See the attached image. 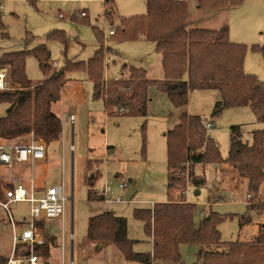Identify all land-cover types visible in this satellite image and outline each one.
Listing matches in <instances>:
<instances>
[{"label":"rangeland","instance_id":"rangeland-1","mask_svg":"<svg viewBox=\"0 0 264 264\" xmlns=\"http://www.w3.org/2000/svg\"><path fill=\"white\" fill-rule=\"evenodd\" d=\"M185 1L190 10L191 26L220 28L227 25L230 40L247 46L244 71L264 81V54L253 49V46L264 47V0H245L237 7L220 10L199 9L198 0ZM111 6L116 12L113 24L103 16L104 0H38L35 3L3 0L0 8V52L32 49L45 43L51 51L52 61L59 66L63 65L66 57L88 59L98 47L93 31V25H96L103 32L105 45L118 51V55L109 56L106 76L118 73L119 67L127 63L146 68L149 78H163L162 56L153 42L144 39L118 40L109 33L110 29L117 28L122 17L145 14L146 0H113ZM82 11L86 17L79 14ZM203 16L205 19L200 22ZM54 29L64 30L68 39L46 41V35ZM27 32L34 36L28 43ZM26 61L28 77L34 82L43 80L45 74L36 57L29 55ZM53 66L56 67L54 63ZM67 78L69 81L61 99L52 106V110L62 117V138L49 146L50 155L46 153L45 159L48 165L39 170L46 178L45 186L61 183L66 186L68 201L65 216L62 222L56 219L57 242L61 252L65 246V259L60 252L59 256L44 264H62V261L70 264L72 259L75 264H145L126 260L111 244L104 246L89 241V220L106 211L123 216L127 220L128 238L135 241L134 250L152 252V239L146 232L144 221L135 218L134 210L150 208L169 199L165 134L179 121L181 113L196 115L204 124L213 122L208 136L216 142L223 157L230 149L232 126H241L243 141L249 142L251 131L263 127L260 115L249 106L228 107L220 115L213 116L222 99L220 91L215 89L193 90L185 105L175 107L166 93L151 86L146 116H109L103 99L93 96L94 84L86 72H69ZM14 85L17 84L9 80V90L15 89ZM8 107V103H0V116ZM30 140V135H26L16 141L27 143ZM96 164L100 166L99 177L94 173ZM24 165L16 164L13 173L16 175L17 171L24 170ZM216 169L214 164H198L195 171L205 177V184L197 188L189 184L186 174L182 173L185 182L180 189L186 190L188 201H199V206L207 209L210 203L214 211L225 216L219 224L223 241H252L264 224V210L248 208L246 179L240 178L239 187L230 189L234 180L224 175L225 183L217 184L220 177ZM9 177V170L0 165V184H6ZM92 177L96 178L94 182ZM106 177L111 181L113 196L122 195V201L105 202L98 195ZM92 182L93 185L90 184ZM122 182L127 184L124 190L119 186ZM90 189L97 192L93 199L89 198ZM197 189L200 191L195 194ZM221 191L224 198L214 201ZM260 195L264 203V181ZM9 210L10 214L8 209L0 206V256L11 252L12 222L20 231V222L29 220V203H11ZM244 217H249L250 221ZM199 249L200 246L194 243L182 244L181 264H200Z\"/></svg>","mask_w":264,"mask_h":264},{"label":"trees","instance_id":"trees-1","mask_svg":"<svg viewBox=\"0 0 264 264\" xmlns=\"http://www.w3.org/2000/svg\"><path fill=\"white\" fill-rule=\"evenodd\" d=\"M244 1L198 0V8L220 10L237 7ZM112 2L104 0L103 9V16L111 24L116 15ZM146 4L145 14L122 17L112 35L118 40L153 42L162 56L163 78H149L146 68L127 63L119 67L118 73L106 76L109 56L118 55V51L105 45L103 32L96 25L93 31L98 47L88 59L66 57L62 66L54 67L51 51L45 43L32 49L0 52V67L7 68L10 82L18 85H14L13 90L0 91V103L9 104L5 114L0 116V139L16 141L32 133L34 139L41 138L45 142L49 156V146L60 141L63 134L62 117L52 106L61 99L69 81L67 74L73 71L86 72L94 84L93 96L103 99L109 116H146L151 86L166 93L175 107L185 105L193 90H219L222 99L213 116L236 106H249L260 115L263 127L251 131V142L243 141L241 126H232L230 149L223 157L216 142L208 136L204 122L196 115L181 113L179 121L165 134L169 199L150 208L134 210L135 218L144 221L152 239V252L135 251V241L128 238L127 220L111 211L90 218L87 237L91 242L113 245L126 260L145 264H181L180 246L185 243L200 246V264H264V224L252 241H223L219 224L225 216L214 211L210 203L207 209L198 202L188 201L186 190L180 189L185 182L182 173L186 174L188 183L197 188L205 184V177L195 173L196 165L228 164L235 171L234 181L240 178L247 181L248 208L264 210L260 195L264 181V81L244 71L247 46L230 40L227 25L215 29L191 26L185 0H146ZM82 17H86V13ZM33 37L27 32L26 42ZM67 39L65 31L58 29L51 30L45 37L46 41ZM253 49L264 54V47L253 46ZM29 55L38 60L45 74L43 80L34 82L28 77L26 59ZM96 195L97 192L89 190V198ZM224 196L221 191L214 201ZM244 219L250 221L249 217ZM20 223L25 225V222ZM34 223L44 235V243L32 249L20 244L17 253H23L25 246L26 254H37L44 264L61 252L57 220L41 218ZM6 258L0 256V264Z\"/></svg>","mask_w":264,"mask_h":264},{"label":"built area","instance_id":"built-area-1","mask_svg":"<svg viewBox=\"0 0 264 264\" xmlns=\"http://www.w3.org/2000/svg\"><path fill=\"white\" fill-rule=\"evenodd\" d=\"M2 1L3 0H0V8L2 7ZM79 14L82 16L85 12L82 11ZM61 17H63L62 14ZM109 33L113 34L114 28L110 29ZM54 65L57 66V63L55 62ZM107 70L108 67L106 68V71ZM9 89L8 70L7 68L0 67V91ZM71 117L73 120V115ZM204 126L209 130L213 127V122H205ZM28 135H30L31 140L27 143L15 140L0 141V165L6 167L9 172L14 170L16 164H34L37 161L46 159L45 143L34 139L32 133ZM107 160L108 159H106V163L108 162ZM99 167V164H96L94 171L98 177L99 174H101ZM10 184L12 185L7 186V184H0V206L8 209L10 214L9 204L14 202H27L29 203V220L24 226H20V231L17 225L12 222L13 245L6 261L2 264H43L37 254L33 252L26 254L25 246L23 253L18 254L17 250L20 244L28 245V247L32 249L34 246L44 243V235L35 225V220L49 218L59 219L62 222L68 201L66 186L63 183L45 186L42 188L41 192H37L35 188H31L22 182H11ZM119 186L124 190L127 184L122 182ZM36 194H38V196ZM98 195L105 202H119L123 200L122 195L113 196L111 181H109L108 177H106L104 187L98 191ZM64 251L65 246L63 245V251L61 252V256L63 253V260L65 259ZM62 264H66V262L62 261ZM70 264H75L73 259L70 261Z\"/></svg>","mask_w":264,"mask_h":264},{"label":"crops","instance_id":"crops-1","mask_svg":"<svg viewBox=\"0 0 264 264\" xmlns=\"http://www.w3.org/2000/svg\"><path fill=\"white\" fill-rule=\"evenodd\" d=\"M204 19H205V17L203 16L199 20L201 22H203ZM209 28L215 29L216 27H209ZM57 66H58V64H57ZM147 73H148V71H147ZM42 162L37 161L34 164H25L24 170L17 171L16 175H15V173H13V171L9 172L10 177H9V180L6 181V184H10L11 182L12 183L13 182H22L31 188H35L37 190V192H41L42 188L45 187L46 178H44L43 175H41L39 173V170L43 166L48 165L45 162V160L43 163ZM196 166L194 167V170L196 169ZM216 168H217L216 170L219 172V177H220L219 182H221V183L224 182V175H226L225 177H227V178H232L233 176L235 177L234 169L228 164H224L223 166H216ZM195 173H196V171H195ZM239 183H240L239 181H234L233 184L230 186V189L238 188L240 185ZM248 200H249V198H248ZM248 200H247V202H248ZM193 202H198V204H199V201H193Z\"/></svg>","mask_w":264,"mask_h":264},{"label":"water","instance_id":"water-1","mask_svg":"<svg viewBox=\"0 0 264 264\" xmlns=\"http://www.w3.org/2000/svg\"><path fill=\"white\" fill-rule=\"evenodd\" d=\"M199 191H200L199 189L195 190V194L198 193Z\"/></svg>","mask_w":264,"mask_h":264}]
</instances>
